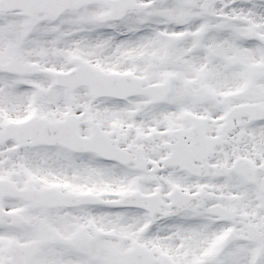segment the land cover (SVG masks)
Listing matches in <instances>:
<instances>
[{
	"label": "snow or ice",
	"instance_id": "1",
	"mask_svg": "<svg viewBox=\"0 0 264 264\" xmlns=\"http://www.w3.org/2000/svg\"><path fill=\"white\" fill-rule=\"evenodd\" d=\"M0 264H264V0H0Z\"/></svg>",
	"mask_w": 264,
	"mask_h": 264
}]
</instances>
